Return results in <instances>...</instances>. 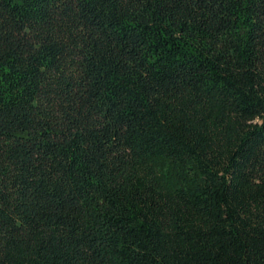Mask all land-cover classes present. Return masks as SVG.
I'll return each mask as SVG.
<instances>
[{
	"label": "trees",
	"instance_id": "obj_1",
	"mask_svg": "<svg viewBox=\"0 0 264 264\" xmlns=\"http://www.w3.org/2000/svg\"><path fill=\"white\" fill-rule=\"evenodd\" d=\"M0 264H264V0H0Z\"/></svg>",
	"mask_w": 264,
	"mask_h": 264
}]
</instances>
